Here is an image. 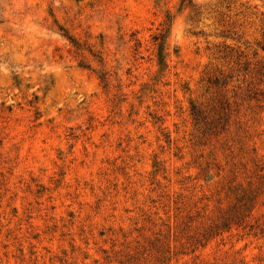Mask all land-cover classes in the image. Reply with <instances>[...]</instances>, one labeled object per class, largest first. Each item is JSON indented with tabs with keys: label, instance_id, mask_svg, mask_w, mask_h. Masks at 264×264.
<instances>
[{
	"label": "rangeland",
	"instance_id": "374dc122",
	"mask_svg": "<svg viewBox=\"0 0 264 264\" xmlns=\"http://www.w3.org/2000/svg\"><path fill=\"white\" fill-rule=\"evenodd\" d=\"M0 264H264V0H0Z\"/></svg>",
	"mask_w": 264,
	"mask_h": 264
}]
</instances>
